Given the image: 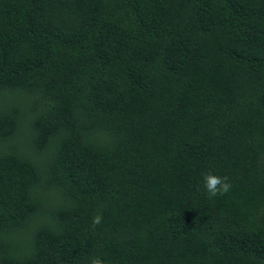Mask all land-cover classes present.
<instances>
[{
    "label": "trees",
    "instance_id": "obj_1",
    "mask_svg": "<svg viewBox=\"0 0 264 264\" xmlns=\"http://www.w3.org/2000/svg\"><path fill=\"white\" fill-rule=\"evenodd\" d=\"M95 257L264 264V0H0V264Z\"/></svg>",
    "mask_w": 264,
    "mask_h": 264
},
{
    "label": "clouds",
    "instance_id": "obj_2",
    "mask_svg": "<svg viewBox=\"0 0 264 264\" xmlns=\"http://www.w3.org/2000/svg\"><path fill=\"white\" fill-rule=\"evenodd\" d=\"M204 189L207 192L209 198L216 197L217 195L226 194L231 187L230 182H228L227 177H221L208 172L203 175ZM102 215L97 214L92 219L93 226L99 225L102 223ZM91 264H105V262L99 258L95 257L91 260Z\"/></svg>",
    "mask_w": 264,
    "mask_h": 264
}]
</instances>
